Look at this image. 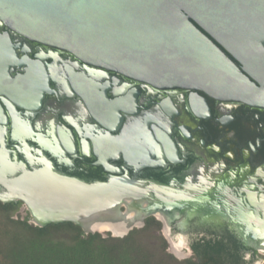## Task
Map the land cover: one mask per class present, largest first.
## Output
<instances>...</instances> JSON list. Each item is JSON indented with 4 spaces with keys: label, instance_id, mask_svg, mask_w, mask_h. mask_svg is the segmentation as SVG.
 Instances as JSON below:
<instances>
[{
    "label": "flooded vegetation",
    "instance_id": "1",
    "mask_svg": "<svg viewBox=\"0 0 264 264\" xmlns=\"http://www.w3.org/2000/svg\"><path fill=\"white\" fill-rule=\"evenodd\" d=\"M6 161L17 176L49 163L87 182L126 175L170 186L192 201L157 208L142 199L121 204L113 219L133 212L128 233L152 217L161 224L156 234L168 223L167 240L187 246L190 236L228 228L258 263L262 251L239 230L264 229V107L155 86L32 39L0 18V167ZM7 192L0 184V195ZM0 202L18 204L29 219L22 201Z\"/></svg>",
    "mask_w": 264,
    "mask_h": 264
},
{
    "label": "water",
    "instance_id": "2",
    "mask_svg": "<svg viewBox=\"0 0 264 264\" xmlns=\"http://www.w3.org/2000/svg\"><path fill=\"white\" fill-rule=\"evenodd\" d=\"M0 18L32 39L155 86L264 107V0H0ZM48 164L18 176L7 161L0 167V184L11 186L2 184L8 192L0 200L22 201L38 226L70 221L87 233L86 221L117 218L121 204L192 201L170 186L126 175L87 182Z\"/></svg>",
    "mask_w": 264,
    "mask_h": 264
},
{
    "label": "trees",
    "instance_id": "3",
    "mask_svg": "<svg viewBox=\"0 0 264 264\" xmlns=\"http://www.w3.org/2000/svg\"><path fill=\"white\" fill-rule=\"evenodd\" d=\"M17 207L0 202V264H251L255 257L241 237L228 228L220 234L190 236L192 255L177 261L166 252V241L159 233L158 245L149 247L141 240L142 235L154 234L160 228L152 217L143 227L113 237L109 233H86L70 221L38 226L29 222L27 215L22 219L17 213L13 218Z\"/></svg>",
    "mask_w": 264,
    "mask_h": 264
},
{
    "label": "bare ground",
    "instance_id": "4",
    "mask_svg": "<svg viewBox=\"0 0 264 264\" xmlns=\"http://www.w3.org/2000/svg\"><path fill=\"white\" fill-rule=\"evenodd\" d=\"M2 184L6 185L5 182H3ZM10 187H8V188H10ZM131 218H132V214L129 213V214H126L123 219H118V220L102 216V217H99V218L92 220V221L88 220V221H86V223H84V221H82V222L85 224V225L84 224L83 225H84V229L88 230L87 232H90V231L91 232L92 231H99V232L109 231L115 236H120L122 234H125L126 231L128 230V228L130 227V224L132 223ZM159 218H162V217L159 216ZM167 224H165L166 226L164 229V232H166V234H167ZM239 231L242 232V234L246 238L250 237L249 240L254 238V240H251V242L253 244H255L254 246H256L260 251H262L264 253V235L261 236L260 233L258 234V232H256L257 230L256 231H248L249 234L246 233L245 230H239ZM180 246L181 245H179V243L176 242V243H174V245L171 248L172 252L175 253L176 256H180V252H179Z\"/></svg>",
    "mask_w": 264,
    "mask_h": 264
},
{
    "label": "rangeland",
    "instance_id": "5",
    "mask_svg": "<svg viewBox=\"0 0 264 264\" xmlns=\"http://www.w3.org/2000/svg\"><path fill=\"white\" fill-rule=\"evenodd\" d=\"M17 213H20L21 215V218L23 219L24 216H26V212L24 211V208H19L14 214H13V218H16V214ZM131 214H133V212H129ZM29 222L33 223L31 220H30V217L28 219ZM34 224V223H33ZM161 225V224H160ZM134 228H140L139 225L137 226H132L131 229H134ZM130 229V230H131ZM93 232H99V231H93ZM102 236H107V233H109L110 236H113V237H116L115 235H112L111 232L109 231H101L99 232ZM159 235L162 236V238L166 241V252L169 253V254H172V256L177 260V261H180V260H183L185 258H188L192 255V252L189 248V246H187L186 244H183L180 246L179 248V252H180V256H176L175 253L172 252L171 248L172 246L174 245V241L172 240V237H171V241L170 240H167V238L165 236H168V234H166V232H159ZM124 235H121L120 237H122ZM141 240L147 244L149 247L150 246H155V245H158L159 242H160V238L157 237V234H153V231H152V234L150 233H147V234H144L141 236ZM264 260V253L260 252V254H258V263L257 264H262V261Z\"/></svg>",
    "mask_w": 264,
    "mask_h": 264
}]
</instances>
